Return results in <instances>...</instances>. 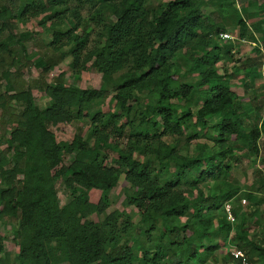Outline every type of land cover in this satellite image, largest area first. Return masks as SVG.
<instances>
[{
	"label": "trees",
	"instance_id": "obj_1",
	"mask_svg": "<svg viewBox=\"0 0 264 264\" xmlns=\"http://www.w3.org/2000/svg\"><path fill=\"white\" fill-rule=\"evenodd\" d=\"M86 3L90 10L93 0H0V221L14 226L18 245L11 258L0 236V264H206L226 242L264 264V235L252 232V223L264 230V221L241 205L242 198L255 207L264 202L255 194H264V92L250 98L251 115L225 69L217 71L233 49L220 35L235 26L264 58V0L239 9L234 0H100L90 14L99 26L93 45L77 31L87 24L80 14ZM208 4L213 17L203 11ZM42 14L57 22L50 55L34 63L41 75L68 46L72 71L92 68L106 86L80 88L59 74L39 81L47 98L39 106L21 80L31 62L23 40L31 34L14 33V21ZM261 64L245 59L241 66L253 78L260 73L251 68ZM108 95L112 106L102 110L97 104ZM73 120L89 125L58 141L50 125ZM123 137L121 148L115 139ZM192 143L195 151L184 153ZM260 154L263 166L243 189L231 169ZM121 176L132 188L126 208L94 219L110 206ZM60 179L71 191L64 205ZM223 259L239 264L229 252Z\"/></svg>",
	"mask_w": 264,
	"mask_h": 264
},
{
	"label": "rangeland",
	"instance_id": "obj_2",
	"mask_svg": "<svg viewBox=\"0 0 264 264\" xmlns=\"http://www.w3.org/2000/svg\"><path fill=\"white\" fill-rule=\"evenodd\" d=\"M100 0H93L92 8L89 10L90 4L86 3L85 6L80 9L81 17L87 20V24L84 28L80 27L77 31L81 33L82 29H84L85 33H88V45H93L95 40L97 39V32L99 30V26L94 23L93 20L90 19V14L94 11L95 8L99 5ZM164 0H153V4H158ZM234 5L237 9L240 6L246 4V0H234ZM19 1L17 2V5ZM15 7V4H14ZM214 5L208 4L203 6V11L205 14L213 17L216 15L214 12ZM220 20V19H218ZM57 22L56 18L46 19L45 14L35 16V17H28L24 21H20L19 19H15L14 23L16 24V29L14 33L21 34H31L28 38L24 39V45L26 47L27 54L31 59L29 64H26L22 68V77L21 80L24 83V86H29L32 89L33 94L37 97V102L40 107L45 106L47 101L46 96L44 95L43 91L41 90V83L40 80H44L45 82H52L55 77L59 74H63L66 80L80 88H87V87H94V88H103L106 86V83L103 82L101 73L97 72L92 68H85L82 69L81 72L76 73L73 72L70 68L69 62L71 59L70 54H68V46H64L62 51L66 52L63 55V59L57 63L55 66L50 68L45 75H41L40 67L36 66L34 63L37 62L39 59H46L50 53L51 48L49 47V42L52 40V31L53 26ZM238 27L230 28L225 35H220L221 40L224 39L231 40L233 44V49L230 52V58H223L219 61V68L217 69L218 73L222 72L225 69V77L229 78L231 89L235 92L237 98H242V104L246 109L249 110V113L252 115V111L250 110L252 107L250 106V98L254 95H258L259 93L264 92V58L259 57L257 59V53L254 51L253 47L255 45L254 42H250L247 39H239L238 37ZM264 55V54H263ZM245 59H255L261 61L260 66L252 67L251 70L255 72H259L260 75L256 77H249L245 75V71L247 69L242 68L241 64L244 63ZM89 65V63L87 64ZM184 71L181 70V73ZM195 78V77H193ZM214 83V81H212ZM4 87V80L0 79V90L2 91ZM259 97V95H258ZM254 104V103H253ZM97 106H100L102 110H106L108 107L112 106L110 101V95L105 97L101 100ZM253 106V105H252ZM219 119L218 115L213 116L212 119L208 122V125L216 122ZM87 120V119H86ZM79 122L76 120L70 122H58L55 124L50 125L51 131L54 133L56 139L58 141H69L73 137V135L78 130L85 131L88 127V122ZM163 140L167 143H171L172 139L170 136H164ZM115 141L119 144V147L123 148L126 142V137L123 138H116ZM185 135L181 137V143H184ZM200 142L205 141L204 139H199ZM264 135L261 136L260 145L263 147L262 150L264 151ZM4 145H0V149ZM195 151L194 144H190L187 151L184 150L183 152H188L192 154ZM264 154V153H263ZM263 154L257 159L251 158L250 160H240L237 164H235L231 169V175L237 180L238 184L243 188L247 189L249 185H251L256 178L255 171L257 169H261L263 164L260 161ZM72 159V155L66 157L65 161L69 162ZM211 184V182H209ZM202 190L206 193L207 188L204 187V184L200 185ZM56 194L60 205H64L71 196V191L68 190L63 181L57 180L55 183ZM184 188V187H183ZM132 193V188L130 187L129 183L125 181L123 176L120 177L118 183L111 189L109 192V199H110V206L99 216H94V219H103L109 212L115 209H122L125 207V197ZM257 197H264L262 193H255ZM195 192L193 191V196ZM243 209L249 210L255 209L257 212L253 218L260 219V222L264 221V202L257 207L253 206L248 202L246 199V203L242 204ZM129 210V209H128ZM138 220V216H134V221ZM239 220V218L237 219ZM252 220V222H253ZM253 228L252 232H255L254 238L261 239L264 235V230L259 228V224L252 223ZM233 233L231 232V235ZM230 235V236H231ZM0 236L3 238V247L4 251L9 253V256L12 258L14 254L18 250L17 240L14 236V226L8 220L0 221ZM233 246L230 242H226L222 248L215 251L212 256V259L208 260L206 264H229L224 261V256L226 253L230 252Z\"/></svg>",
	"mask_w": 264,
	"mask_h": 264
},
{
	"label": "built area",
	"instance_id": "obj_3",
	"mask_svg": "<svg viewBox=\"0 0 264 264\" xmlns=\"http://www.w3.org/2000/svg\"><path fill=\"white\" fill-rule=\"evenodd\" d=\"M222 35H225V34H222ZM241 203L245 204L246 199L242 198ZM223 209L226 215V219L230 221L231 223L235 222L236 217L233 213L232 202L226 201L223 205ZM229 253L231 254L234 260H237L239 262V264H254L248 261L247 255L245 254L243 250L232 248Z\"/></svg>",
	"mask_w": 264,
	"mask_h": 264
}]
</instances>
